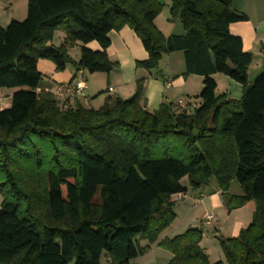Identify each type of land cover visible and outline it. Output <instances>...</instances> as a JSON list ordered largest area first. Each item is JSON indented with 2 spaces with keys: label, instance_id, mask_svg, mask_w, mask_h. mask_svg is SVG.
Masks as SVG:
<instances>
[{
  "label": "trees",
  "instance_id": "trees-1",
  "mask_svg": "<svg viewBox=\"0 0 264 264\" xmlns=\"http://www.w3.org/2000/svg\"><path fill=\"white\" fill-rule=\"evenodd\" d=\"M170 2L184 36L157 29L160 0H27L23 21L0 26V90L13 91L0 110V264H100L103 255L130 264L154 244L173 253L169 264H264V74L248 82L253 56L230 32L248 17L232 0ZM125 27L148 54L137 69L151 72L164 55L184 54L185 74L203 79L193 113L172 104L150 112L144 79L130 99L108 98L99 109L66 107L53 92L37 91L40 60L59 72L119 68L108 56L109 35ZM58 31L66 37L56 47ZM78 42L101 50L82 47L74 62ZM216 74L242 85V98L218 95ZM185 178L192 190L215 179L222 192L237 180L243 195L228 207L256 205L239 236L220 239L226 263L210 262L196 229L159 241L176 219Z\"/></svg>",
  "mask_w": 264,
  "mask_h": 264
},
{
  "label": "crops",
  "instance_id": "crops-1",
  "mask_svg": "<svg viewBox=\"0 0 264 264\" xmlns=\"http://www.w3.org/2000/svg\"><path fill=\"white\" fill-rule=\"evenodd\" d=\"M170 5L171 2L166 5V7L170 9ZM232 9L246 15L248 19L244 22L232 24L230 26L231 34L242 39L244 51L251 53L253 58L257 53L261 52L263 54L264 0H232ZM163 11L155 20L157 29L165 37L173 35L184 36L185 30L181 22L179 20H171L170 13L168 14L167 11H165L166 14L163 15ZM26 16L27 0H0L1 27L8 26L12 21H22ZM65 37L66 36L61 40V44ZM109 37L111 40V45L108 48L109 59L119 64V68L114 70V72L110 74L95 73L88 75L87 71L77 73L73 65H69L63 72H59L51 61L40 60L38 62V70L42 73L44 79L37 91H48L57 86L71 84L75 81L76 77L78 78L81 76L86 80V95L90 99V102L79 99L68 101L60 95H57L58 100L61 105L66 107L74 106L78 103L85 107H89L92 103H98L97 108H99L107 99L100 98L92 102V98L101 94L105 89H107V92L112 94L114 98L128 100L135 93L136 81L144 79V104L150 112L159 110L162 104L167 103L176 107L180 97H185L187 99L188 107L192 103L193 98H196L195 101L198 103L199 100L197 97L202 91L203 79L200 76L185 74L186 67L184 54L182 52L164 55L157 71L148 72L144 69H137L136 67L137 62H143L148 58V54L133 30L125 27L119 32H111ZM52 44L56 47L60 45H55L54 42H52ZM82 47H86L92 51L101 50L100 45L96 42L87 45L78 42L70 50V56L74 62L79 61ZM74 50H77L76 56ZM250 68L251 66L248 70V82L252 84L253 82L249 79ZM214 77L218 84V89L220 85L223 87L222 94H227V96L233 100H240L242 98V85L226 76L224 78L221 77V74H216ZM12 94L13 91L0 90V98L7 97L4 101L1 98L0 108L5 109L10 107ZM184 180H187V178L183 179V181ZM184 187L187 189L185 193L187 199L190 188L188 185H184ZM196 195L197 194L194 193L193 201H196ZM216 195H221V191L217 190ZM211 197L212 196L207 197L201 194L200 198H204L202 202H205L207 198L211 199V206L213 208L215 202L214 197ZM186 201H184V203ZM200 221L202 227H209L205 224L206 219L203 220V218H201ZM237 227V231H240L243 226L238 225ZM237 231L234 235H237Z\"/></svg>",
  "mask_w": 264,
  "mask_h": 264
},
{
  "label": "rangeland",
  "instance_id": "rangeland-1",
  "mask_svg": "<svg viewBox=\"0 0 264 264\" xmlns=\"http://www.w3.org/2000/svg\"><path fill=\"white\" fill-rule=\"evenodd\" d=\"M160 2L164 5L163 15L166 14L165 11H167V13L169 14L170 9L166 7V5H168L170 1L160 0ZM64 36L65 34L63 32L60 31L56 32L53 41L54 44L55 45L61 44V40H63ZM74 52L76 56L77 50H74ZM114 70H116V68ZM114 70L112 72H114ZM155 71H157V69L154 70V72ZM263 74H264V61H263V54L260 52L254 55L253 62L250 68L249 79L251 80V82H255V80L260 76H262ZM88 75H90L89 72ZM221 77L224 78L225 76L221 75ZM222 88L223 87L220 85L219 89L217 90L218 95L222 94L223 91ZM110 97L114 98V96L112 94H109L107 92V89H105L104 91H102L101 94H99L96 97H93L92 102L100 98L108 99ZM1 98L4 101L7 97H1ZM1 98H0V103H1ZM197 99L199 100L198 103H196L195 101L196 98L195 99L193 98L192 103L189 106L190 109L189 113H193L198 108L201 101L199 98ZM97 107H98V103H94V104L92 103V105H89V108H97ZM0 110H2V108H0ZM171 150H173V153L176 155L187 156V153L185 151L178 149L176 147H172ZM182 184L188 185L187 180L184 181L182 180ZM217 190L221 191L218 187L216 180L213 179L208 186H204L199 190L190 189L187 195V199L185 194H184L185 198L183 199V201L176 202L174 199V201L176 202V206H175V212L177 215L176 219L173 221L170 227L166 231H164L159 241L161 240L174 241L176 238L185 235L188 230L196 229L202 232V240L200 242V247L204 251V253L208 256L210 262L226 263V256L221 247L220 239L222 237L233 238L239 236L240 232L246 229L253 221L256 205L254 201H250L242 207H238V208L228 207V203L233 197H240L243 195V190L237 180L231 182L230 187L226 192L221 191V195H216ZM194 193L197 194L196 201L195 200L193 201ZM201 194L207 197L208 196L214 197L215 203L213 208L211 206L212 205L211 199L209 198H207L205 202L198 203ZM3 200H4L3 196L0 194V208L2 206ZM184 201L186 202L184 203ZM209 215L214 216V219L212 221L213 223H211L212 225L211 224L206 225L209 227L204 228L200 225L201 224L200 220L201 218L205 220ZM238 225L243 226L241 227L240 231H237ZM236 231H237V235H234ZM141 245L145 247L148 245V243L141 242ZM173 257L174 255L170 250H167L161 247L160 245L154 244V245H150V249L147 251L145 255L139 257L136 260H132L130 264H169L173 259ZM71 264H75V262H72ZM100 264H110V261L106 255L102 256Z\"/></svg>",
  "mask_w": 264,
  "mask_h": 264
},
{
  "label": "built area",
  "instance_id": "built-area-1",
  "mask_svg": "<svg viewBox=\"0 0 264 264\" xmlns=\"http://www.w3.org/2000/svg\"><path fill=\"white\" fill-rule=\"evenodd\" d=\"M86 89H87V83L84 77H78L75 79V81L68 85H61L57 86L53 89H50L48 91L53 92L56 95L63 96L68 101H74V100H84L86 102H90V99L86 95ZM112 90V89H110ZM177 106L181 110H186L188 106V101L185 97H180L177 101ZM185 198L184 194H180L174 197L176 202L183 201ZM203 198H200L198 202H202ZM214 219L213 215H209L206 218V225H210Z\"/></svg>",
  "mask_w": 264,
  "mask_h": 264
}]
</instances>
